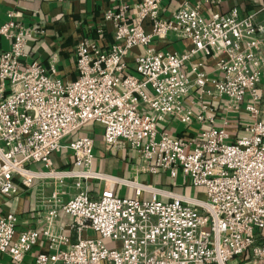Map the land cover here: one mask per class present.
Returning a JSON list of instances; mask_svg holds the SVG:
<instances>
[{"label": "built area", "instance_id": "obj_1", "mask_svg": "<svg viewBox=\"0 0 264 264\" xmlns=\"http://www.w3.org/2000/svg\"><path fill=\"white\" fill-rule=\"evenodd\" d=\"M113 1L104 20L114 43L101 49L103 29L80 40L71 81L57 75L56 57L48 69L27 62L41 29L17 23L14 11L0 27L10 43L0 51V197L16 198L39 182L44 213L40 230L20 232L15 213L1 215L0 253L14 264L38 248L32 264H264V25L236 10L206 19L191 0L169 19L164 0ZM172 36L191 49L151 48ZM135 49L144 52L131 66ZM209 62L219 79L207 73ZM207 100L244 115V134L231 142L229 123L216 126ZM171 123L203 129L196 139L177 138L160 129ZM89 126L102 131L107 152L134 154L140 173L202 188L203 198L94 170L95 139L79 134ZM63 154L66 164L55 167ZM117 187L134 197L119 196ZM61 214L71 218L67 232L58 227Z\"/></svg>", "mask_w": 264, "mask_h": 264}, {"label": "crops", "instance_id": "obj_2", "mask_svg": "<svg viewBox=\"0 0 264 264\" xmlns=\"http://www.w3.org/2000/svg\"><path fill=\"white\" fill-rule=\"evenodd\" d=\"M130 3H137L138 0H128ZM193 6L200 7L201 13L206 19H210L212 13H229L232 10L238 12L239 17L244 18L251 14L256 15V22L264 25V0H221L217 6L204 4L202 0H191ZM183 3V0H164L162 15L165 18H172L174 13ZM114 4L113 0H0V27L7 21V13L14 11L17 13V23L33 31L42 30L43 33H36L35 39L30 42L28 63L37 62L48 69L54 57H56L57 75L71 81L78 77L76 69L75 50L78 42L84 38L94 39L99 29L104 30V37L99 42L103 51L114 43V28L104 20V13ZM263 46L261 55L264 59V35L262 36ZM163 47L160 51H170L173 53H185L191 49L189 41H181L175 37H170L165 43L155 42L151 46ZM10 43L0 37V51H8ZM155 49V48H154ZM144 49L131 51L127 62L132 63L137 55L143 53ZM206 66L207 73L214 79H219L221 75L215 71L214 64L209 62ZM260 103L259 110L264 120V79L259 85ZM205 103L211 105L218 115L216 126H222L225 120L229 123L228 132L233 142L244 134L243 126L247 118L235 112H228L223 108V104L210 100ZM199 112L198 110H196ZM160 129L166 130L172 136L191 137L196 139L203 129L199 123H194L190 128L179 123L160 125ZM84 134L94 137L96 142L94 170L115 175L127 180H137L148 183L155 187L174 192L177 195L191 196L192 188H183L179 185L173 186L169 178L165 175L151 176L140 173L142 163L132 153L107 152L104 147L103 133L100 129L89 126L84 129ZM68 156L65 154L53 158L54 166L65 165ZM39 182L31 189H22V194L16 198L7 199L0 197V216L7 213H15L18 216V231L40 230L43 226L44 213L40 211ZM97 191L96 184L91 186ZM93 192L92 196L97 197ZM50 191H47L49 194ZM116 193L121 197L133 198L135 192L131 188L117 187ZM146 198L148 196H145ZM71 218L66 214H61L58 219V227L67 232V227ZM39 248L31 253V258L27 257L25 264H32ZM0 264H14L7 254L0 253Z\"/></svg>", "mask_w": 264, "mask_h": 264}, {"label": "rangeland", "instance_id": "obj_3", "mask_svg": "<svg viewBox=\"0 0 264 264\" xmlns=\"http://www.w3.org/2000/svg\"><path fill=\"white\" fill-rule=\"evenodd\" d=\"M151 48H155V49H157V50H162L163 49V47H159V46H157V45H153V46H151ZM80 135L81 134H83V135H85L84 134V132L82 131L81 133H79ZM204 193H205V190L204 189H193V193L191 194V196L192 197H199V198H203V195H204ZM107 246H108V248H113V247H115V246H118V244H112V243H108L107 244ZM35 251H37V249H34L31 253H34ZM31 253L27 256V257H30L31 258ZM36 256V255H35ZM35 258V257H34Z\"/></svg>", "mask_w": 264, "mask_h": 264}]
</instances>
